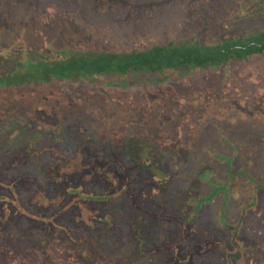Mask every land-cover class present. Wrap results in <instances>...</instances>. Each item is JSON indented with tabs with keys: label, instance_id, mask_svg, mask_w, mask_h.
<instances>
[{
	"label": "rangeland",
	"instance_id": "374dc122",
	"mask_svg": "<svg viewBox=\"0 0 264 264\" xmlns=\"http://www.w3.org/2000/svg\"><path fill=\"white\" fill-rule=\"evenodd\" d=\"M165 1L0 0V47L48 60L139 53L155 46L210 49L264 33V0ZM127 3L134 8L127 9ZM5 56H0V76L16 66ZM83 130L116 145L147 136L164 152L183 155L185 163L171 165L183 181L180 196L171 193V204L186 203L178 200L192 189L189 182L182 186L191 175L202 192L206 182L221 183L229 172L233 191L241 195L233 200V226L251 220L245 233L240 230L247 242L231 252L234 264H264V51L200 67L174 64L163 72L81 73L0 86V155L30 143L50 146ZM247 150L253 151L250 159L242 156ZM42 171L40 163L29 169ZM218 208L220 203L215 213ZM98 238L108 242L105 234ZM234 241L239 243L238 237ZM44 242L9 227L0 233V264H134L120 258V248L98 256L89 252L86 259L81 257L86 248L74 247L62 235Z\"/></svg>",
	"mask_w": 264,
	"mask_h": 264
},
{
	"label": "trees",
	"instance_id": "16d2710c",
	"mask_svg": "<svg viewBox=\"0 0 264 264\" xmlns=\"http://www.w3.org/2000/svg\"><path fill=\"white\" fill-rule=\"evenodd\" d=\"M134 6L126 5L129 10ZM263 51L264 33L247 42L233 41L210 49L155 46L139 53L48 60H36L26 55L30 52L3 46L0 56L7 54L4 60L16 66L10 74L0 76V86L71 78L81 73L163 72L174 64L200 67ZM63 139L50 146L30 143L14 154L0 155V233L12 226L21 227L24 234L44 240V244L59 234L74 247L86 248L81 254L86 259L89 252L98 256L120 248V258H131L134 264H234L231 252L235 245L247 242L244 233L251 220L246 218L242 226H233L237 212L233 200H241V195L233 191L229 172L221 183L206 182L202 192L191 175L182 186L189 182L192 189L178 200L187 204H171V193L180 196L183 182L171 165L173 160L185 163L183 155L164 152L149 137L140 135L120 145L86 130ZM252 155L250 150L242 154L245 159ZM230 160L227 165L232 168ZM36 163L43 171L29 172ZM153 168V175H149ZM219 203L215 213L214 206ZM164 231L169 234H162ZM94 233L96 240L91 237ZM102 234L108 242L99 241ZM73 237L80 240L78 244L70 240ZM198 248H205V252ZM251 252H246L248 260ZM146 255L150 257L147 262H138Z\"/></svg>",
	"mask_w": 264,
	"mask_h": 264
}]
</instances>
